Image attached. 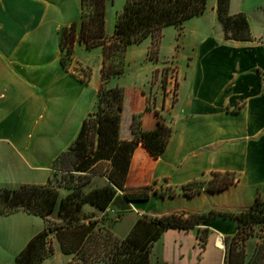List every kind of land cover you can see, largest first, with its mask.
Instances as JSON below:
<instances>
[{"label": "crops", "instance_id": "crops-1", "mask_svg": "<svg viewBox=\"0 0 264 264\" xmlns=\"http://www.w3.org/2000/svg\"><path fill=\"white\" fill-rule=\"evenodd\" d=\"M230 12L239 13L232 1ZM107 14L108 5L106 33L113 35L115 25L112 30ZM202 15L187 20L183 29L166 26L182 31L186 38L190 36L193 47L199 50L195 62L172 64L160 80L154 78L153 72L160 65L150 63L152 38L144 48L135 47L146 38L124 54L134 62L142 59L148 63L144 71L126 84L110 82V86L125 90L122 139L133 138L136 114L145 130L154 129L160 119L172 128L170 142L160 157L142 144L132 157L127 186L154 187L157 193L153 192L148 201L126 202L120 192L117 202L106 210L83 206V212H91L88 218L122 212L123 223L130 217L131 224L116 232L120 237L126 236L143 215L240 211L251 203L242 192L248 197L264 180V174L260 176L254 168L250 136L264 128V42L256 38L226 39L216 1L212 23L207 25ZM80 21L81 0L79 13L75 0H0V188L29 184L30 178H49L58 159L77 139L83 120L96 110L103 81L102 46L87 49L77 40L67 66L62 64L63 30L77 22L79 31ZM236 50H245L246 54H237ZM93 55L98 58L96 68ZM172 66L177 70L172 71ZM173 74L178 82L175 101L171 98ZM160 81L155 98L152 94ZM150 98L154 99V109L150 108ZM215 173L231 174L238 182L221 191L202 190L194 195L183 190L184 186L193 188L194 182L207 184ZM107 180L106 175L97 174L88 188L102 186ZM167 190L174 195H161ZM218 192L227 195L221 204L209 200ZM54 218L61 219L58 214ZM208 226L211 230L203 247L196 228H169L152 248V264H224L226 247L218 245V234L234 235L236 223L216 219ZM53 245L55 252L61 251L59 245Z\"/></svg>", "mask_w": 264, "mask_h": 264}, {"label": "trees", "instance_id": "trees-1", "mask_svg": "<svg viewBox=\"0 0 264 264\" xmlns=\"http://www.w3.org/2000/svg\"><path fill=\"white\" fill-rule=\"evenodd\" d=\"M113 0H81V21L63 30L62 64L67 66L77 40L87 49L103 48L102 83L98 91L96 110L83 120L77 139L57 161L45 184H21L0 188V214L25 212L43 218L44 229L34 235L16 255L15 264H42L54 254L50 235L54 234L61 252L70 256L68 264H152L154 244L169 228L197 229V237L205 244L213 220L235 221L237 231L226 236L224 264H244L245 245L254 236L255 226L264 225V199L257 196L240 211L212 209L201 213L171 212L160 216L138 217L129 233L120 237L109 217L84 216L83 206L90 204L106 210L122 193L126 202H146L153 192L151 185L128 187L127 178L136 148L142 144L152 155L160 157L166 150L172 128L159 120L154 129L145 130L136 114L132 120V139L120 136L125 90L110 86L112 79L124 74L126 50L152 38L150 55H156L164 27L183 29L187 20L201 16L209 0H127L115 20L113 35L106 33L107 5ZM231 0H216L218 20L226 39L252 41L251 26L245 13L230 12ZM107 166L106 168H104ZM106 175L107 183L89 189L95 175ZM52 178H56L55 184ZM235 178L215 173L214 178L200 185L198 192L221 191ZM75 180L76 183H73ZM193 188L184 186L187 195ZM66 192L61 197V190ZM189 191V192H187ZM170 195H174L170 193ZM61 219H56L53 214ZM118 212L117 216H121ZM250 252L249 249L246 253ZM252 252V251H251ZM250 252V253H251Z\"/></svg>", "mask_w": 264, "mask_h": 264}, {"label": "rangeland", "instance_id": "rangeland-1", "mask_svg": "<svg viewBox=\"0 0 264 264\" xmlns=\"http://www.w3.org/2000/svg\"><path fill=\"white\" fill-rule=\"evenodd\" d=\"M78 1V4H77ZM127 0H113V2H110L108 4V14H107V21L110 25V28L113 30L115 25V19L117 16V12L122 11L125 3ZM216 0H209L207 10L202 16H205V20L207 19V25L212 23L211 14H212V6L213 3H215ZM233 4L236 7V10L238 12H243L247 15L250 26H251V32L253 38L261 42V40L264 42V0H231ZM75 4L77 5L78 13L80 11V0H75ZM80 15V14H79ZM209 20V21H208ZM202 26L203 23H200ZM219 27V25H218ZM186 28V27H184ZM151 38L146 39L142 44L135 46L139 50L144 48L145 44L150 42ZM194 48V49H193ZM237 54H246L245 50L235 51ZM91 54H94V51L91 52ZM150 54V53H149ZM199 54V50L197 47H193L192 40L189 37H184L183 32H178V30L175 27H166L162 31V37L159 42V48L157 54L150 55V63L152 65H160L156 70H154L153 75L154 78L157 77L160 80V76H163V73L165 74L167 70H171L170 66L177 65L179 63L181 66L184 65L186 62H189V60H192L195 62V59L197 58ZM93 67L96 68L98 65V58L93 55ZM172 61V62H171ZM178 61V62H177ZM148 63H145L142 59H139V62H134V60H131V56L125 57L123 66H124V74L121 78H115L112 79L111 84H116L118 82L126 84L131 80V78L134 75L139 74V72L144 71V66H146ZM173 68L172 71H176V67ZM143 69V70H142ZM173 73V72H172ZM176 75L173 74L172 78V88L171 91L174 90L171 98L172 100H176V89L178 86V82L176 81ZM97 78V75H96ZM157 79V80H158ZM162 85V82H159L158 89H156L152 95L155 96V98H158V91ZM162 89V88H161ZM162 92V90H161ZM170 93V92H169ZM154 99H149L150 108L154 109L155 106L152 104ZM140 116V115H139ZM253 137L254 142V154H255V164L254 168L256 170V173H258L260 176L264 174V128L254 132L250 135ZM240 138L244 137V134L239 135ZM261 153V156H260ZM230 178L233 176L228 173H223ZM241 175V172H239ZM235 178V177H233ZM48 176H44L43 178H30L29 181H31L29 184H45L47 183ZM54 183L56 184V178H52ZM235 181L232 183L238 182L237 178L234 179ZM33 181H40V182H33ZM73 183H76L75 180H73ZM200 185H196L193 190H191L189 194H196L200 193L198 192V188ZM14 187V186H11ZM17 187V186H16ZM246 191V189H244ZM66 190H61V197L65 194ZM189 192V191H187ZM170 191L161 192V195L164 197L171 196ZM242 197L249 198L251 200L250 205L253 203L255 198L259 196L260 198L264 199V180L261 181V184L259 187L254 189V192L247 197V193L242 192ZM218 192V196L214 195L209 198L211 202L216 201L218 204H221V201L227 199V195H222ZM248 199V200H249ZM244 200V199H243ZM228 202L225 201L224 204H227ZM165 206L164 204L162 207ZM164 209V208H162ZM84 216L90 215L91 212L86 211L83 212ZM118 214V213H117ZM114 214L112 219L108 221V224L113 225V228L115 232L124 231L127 226H129V223L131 224L130 217H127L123 223L122 216ZM56 217V213L53 214V217ZM45 222L43 218L37 215H31L27 213H15L9 216H0V264H15V257L16 255L25 247L27 242L38 232L42 231L44 229ZM237 228V226H235ZM223 234V233H222ZM220 234H218V237ZM224 241V246L226 247V237L221 235ZM50 240L52 245L55 243L57 245L58 241L55 238L54 234L50 235ZM201 247L204 246L203 242H200ZM54 246V245H53ZM237 248L245 249V262L244 264H264V225H257L255 226V233L254 236H252L250 239H248L243 246L241 243L237 244ZM251 252H247L248 250ZM71 259L70 256L64 255L59 252H54V254L46 259L42 264H68L69 260Z\"/></svg>", "mask_w": 264, "mask_h": 264}, {"label": "bare ground", "instance_id": "bare-ground-1", "mask_svg": "<svg viewBox=\"0 0 264 264\" xmlns=\"http://www.w3.org/2000/svg\"><path fill=\"white\" fill-rule=\"evenodd\" d=\"M218 245L219 246H221V247H223L224 246V241H223V238H222V236L220 235L219 237H218Z\"/></svg>", "mask_w": 264, "mask_h": 264}]
</instances>
